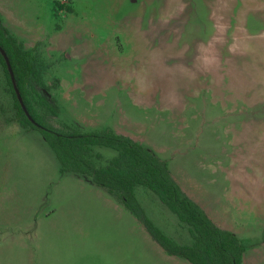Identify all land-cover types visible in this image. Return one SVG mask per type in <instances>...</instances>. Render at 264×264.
<instances>
[{
	"label": "rangeland",
	"instance_id": "1",
	"mask_svg": "<svg viewBox=\"0 0 264 264\" xmlns=\"http://www.w3.org/2000/svg\"><path fill=\"white\" fill-rule=\"evenodd\" d=\"M0 8L9 32L45 64L50 89H39L60 108L55 125L141 142L242 241L244 264H264V0H0ZM6 86L0 62V264H192L166 252L115 195L63 175L41 132L4 114ZM96 150L104 162L117 154ZM136 192L168 236L191 241L155 193Z\"/></svg>",
	"mask_w": 264,
	"mask_h": 264
},
{
	"label": "trees",
	"instance_id": "2",
	"mask_svg": "<svg viewBox=\"0 0 264 264\" xmlns=\"http://www.w3.org/2000/svg\"><path fill=\"white\" fill-rule=\"evenodd\" d=\"M0 47L10 59L17 88L33 121L18 99L0 50V62L7 77L5 90L12 97L14 117L23 128L41 132L55 152L62 174H82L115 195L171 255L184 257L192 264H244L245 245L233 232L220 227L187 194L166 159L131 136L112 129L84 131L75 125L52 122L60 108L49 93L39 89H50L45 80V64L38 53L24 49L1 18ZM101 146L111 147L117 154L104 162L102 154L96 150ZM140 186L155 193L187 227L191 237L189 243H180L168 236L147 215L137 197L136 190Z\"/></svg>",
	"mask_w": 264,
	"mask_h": 264
},
{
	"label": "crops",
	"instance_id": "3",
	"mask_svg": "<svg viewBox=\"0 0 264 264\" xmlns=\"http://www.w3.org/2000/svg\"><path fill=\"white\" fill-rule=\"evenodd\" d=\"M0 15H1V8H0ZM2 22H3V20H2ZM3 110V112H4V114L6 115V113H12V117H11V115H10V120L12 121L13 120V122H17L18 123V121L15 119V117H14V112H13V101L11 100L10 102H9V105H8V107H5V108H3L2 109ZM19 124V123H18ZM20 125V124H19ZM22 127V126H21ZM23 128V127H22ZM23 129H25V128H23ZM118 132V131H117ZM68 174H72V175H75V176H78V178H80V179H82V177L83 178H86V179H82V180H88L89 182H91L92 184H95L92 180H90L89 178H87V177H85L84 175H82V174H78V173H64L63 175H68ZM96 186H99V185H97V184H95ZM181 185V184H180ZM101 187V186H100ZM103 190H106L105 188H103V187H101ZM183 188V187H182ZM107 191V190H106ZM108 192V191H107ZM110 193V192H109ZM111 194V193H110ZM189 195V194H188ZM190 196V195H189ZM191 197V196H190ZM192 198V197H191ZM196 202H197V200H195ZM198 203V202H197ZM199 204V203H198ZM201 206V205H200ZM202 207V206H201ZM203 208V207H202ZM204 209V208H203ZM207 214H208V212H207ZM216 222V221H215ZM217 223V222H216ZM218 224V223H217ZM184 225V224H183ZM219 225V224H218ZM185 226V225H184ZM221 227V226H220ZM177 241V240H176ZM178 242H180V241H178ZM180 243H182V242H180ZM164 249V248H163ZM167 252V251H166ZM172 257H176V258H180L179 256H175V255H171Z\"/></svg>",
	"mask_w": 264,
	"mask_h": 264
},
{
	"label": "water",
	"instance_id": "4",
	"mask_svg": "<svg viewBox=\"0 0 264 264\" xmlns=\"http://www.w3.org/2000/svg\"><path fill=\"white\" fill-rule=\"evenodd\" d=\"M0 50H1L2 54H3V56L5 57V60H6V63H7L8 69H9V72H10V74H11V79H12V81H13V85H14V87H15V90H16V93H17V96H18V99H19V101L21 102V104H22V106H23L25 112H26L27 115L29 116V118L33 121L32 116L30 115L29 111L27 110V108H26V106H25V104H24V101H23L22 95H21L19 89L17 88V84H16L15 76H14V71H13V68H12V65H11V62H10V59H9V57H8V55H7V53H6V51H5L4 49H2V48L0 47Z\"/></svg>",
	"mask_w": 264,
	"mask_h": 264
}]
</instances>
